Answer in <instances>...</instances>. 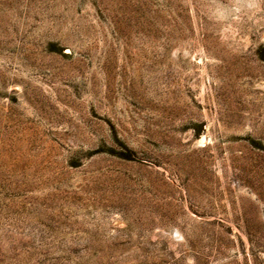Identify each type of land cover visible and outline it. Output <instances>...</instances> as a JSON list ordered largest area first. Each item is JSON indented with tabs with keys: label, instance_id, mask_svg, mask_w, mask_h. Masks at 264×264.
Listing matches in <instances>:
<instances>
[{
	"label": "rangeland",
	"instance_id": "rangeland-1",
	"mask_svg": "<svg viewBox=\"0 0 264 264\" xmlns=\"http://www.w3.org/2000/svg\"><path fill=\"white\" fill-rule=\"evenodd\" d=\"M0 264H264V0H0Z\"/></svg>",
	"mask_w": 264,
	"mask_h": 264
}]
</instances>
